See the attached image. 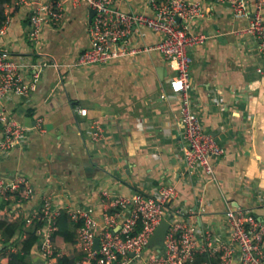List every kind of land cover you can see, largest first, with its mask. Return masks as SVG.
I'll use <instances>...</instances> for the list:
<instances>
[{"label":"crops","instance_id":"obj_1","mask_svg":"<svg viewBox=\"0 0 264 264\" xmlns=\"http://www.w3.org/2000/svg\"><path fill=\"white\" fill-rule=\"evenodd\" d=\"M248 1L252 11L254 0ZM117 3L126 11H147L146 0ZM210 7L206 17L193 23L208 37L190 49L189 80L194 111L224 149L214 159L212 180L198 168H185L181 102L169 83L175 70L157 49L76 66L75 58L89 44L86 5H66L62 22L44 27L39 48L28 39L26 7L12 9L0 49L18 63H46L29 96L0 98V108L29 128L21 145L0 155V172L23 173L35 188L25 211L50 194L57 207L92 206L94 214H101L110 207L101 199L103 190L130 195L172 184L177 195L167 216L178 212L199 231L209 228L228 239V207L264 219V52H258L251 36L238 33L248 17L234 19L227 3ZM160 38L139 27L131 41L152 46ZM32 69H26V77ZM80 107L86 115L78 113ZM39 116L43 131L35 126ZM96 125L101 127L98 140L92 137ZM7 214L0 203V219ZM31 260L37 264L41 258L34 252ZM7 263L0 256V264Z\"/></svg>","mask_w":264,"mask_h":264},{"label":"built area","instance_id":"obj_2","mask_svg":"<svg viewBox=\"0 0 264 264\" xmlns=\"http://www.w3.org/2000/svg\"><path fill=\"white\" fill-rule=\"evenodd\" d=\"M146 0L147 11L123 10L118 0H13L5 4V19L0 24V35L7 32L12 20L13 8L26 7L30 26L28 39L36 47L45 26H56L66 14V5L80 4L93 9L88 23L89 44L75 58L74 65L89 66L104 64L125 55L157 49L170 62L175 73L169 83L173 93L180 98V121L183 126V158L185 168L202 170L208 179H214V159L224 149L218 140L205 131L192 107L189 72L192 62L190 49L207 39V35L195 29L194 20L210 12L214 2L229 3L234 19L248 17L249 22L238 33L247 34L255 40L259 53L264 52V0H254L250 11L248 0ZM146 27L161 36L152 46H136L131 37L135 28ZM54 64L53 56H49ZM46 63L22 62L11 58L0 49V98L9 94L29 96L37 88L40 69ZM33 68L26 77V69ZM87 114L86 108H77ZM43 117H37L35 126L43 131ZM28 126L13 118L0 108V155L26 138ZM92 137L101 138V127L94 126ZM35 195L31 180L23 173L0 172V203L8 210L6 221L24 219V231L34 227L38 237L35 252L43 264H56L61 255L76 256L74 264H191L196 253L204 252L217 257V264H264V219L257 218L240 208L228 207L225 216L229 238L223 239L209 228L199 231L197 226L180 216L178 212L167 216V208L177 195L172 184L161 185L151 193L134 192L130 195L115 194L103 190L102 201L110 207L101 214H94L92 206L65 204L57 207L50 194H43L39 204L26 210V204ZM65 211L75 237L64 248L58 242L55 231L61 211ZM169 218V226L160 248L146 246L157 225ZM39 222L38 226L35 224ZM98 238V248L95 239ZM12 244L10 250H17ZM6 256L7 255H3ZM204 264H211L206 261Z\"/></svg>","mask_w":264,"mask_h":264},{"label":"trees","instance_id":"obj_3","mask_svg":"<svg viewBox=\"0 0 264 264\" xmlns=\"http://www.w3.org/2000/svg\"><path fill=\"white\" fill-rule=\"evenodd\" d=\"M13 2V0H0V24L5 19L4 9L5 4ZM40 223L37 222L35 226ZM58 229L54 236L58 242H72L75 237V232L69 223L68 216L65 211H61L57 219ZM24 231V219L22 217L14 221H6L0 219V256L7 255V264H34L32 255L35 252V244L38 240L34 232V227H29L26 230V236L19 239L20 234ZM17 245L18 249L10 250L11 245ZM76 256L61 255L57 257L56 264H74ZM209 261L211 264H217V257L210 256L208 253H196L191 264H204Z\"/></svg>","mask_w":264,"mask_h":264},{"label":"water","instance_id":"obj_4","mask_svg":"<svg viewBox=\"0 0 264 264\" xmlns=\"http://www.w3.org/2000/svg\"><path fill=\"white\" fill-rule=\"evenodd\" d=\"M229 5V3H227ZM95 11L90 9L89 14V22L93 16ZM171 217V216H170ZM169 226V218H164L156 227L154 233L148 239L146 246L152 249L160 248L161 241L165 238L167 228ZM95 247L98 248V238L95 239ZM37 264H43L42 261L38 262Z\"/></svg>","mask_w":264,"mask_h":264}]
</instances>
